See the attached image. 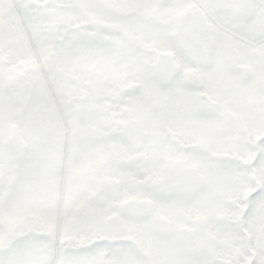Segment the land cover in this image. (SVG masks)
Listing matches in <instances>:
<instances>
[{
	"label": "snow or ice",
	"instance_id": "obj_1",
	"mask_svg": "<svg viewBox=\"0 0 264 264\" xmlns=\"http://www.w3.org/2000/svg\"><path fill=\"white\" fill-rule=\"evenodd\" d=\"M0 264H264V0H0Z\"/></svg>",
	"mask_w": 264,
	"mask_h": 264
}]
</instances>
